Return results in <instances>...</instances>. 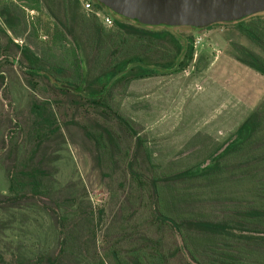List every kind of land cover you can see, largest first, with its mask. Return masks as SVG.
I'll return each instance as SVG.
<instances>
[{"label": "rangeland", "instance_id": "rangeland-1", "mask_svg": "<svg viewBox=\"0 0 264 264\" xmlns=\"http://www.w3.org/2000/svg\"><path fill=\"white\" fill-rule=\"evenodd\" d=\"M6 8L15 19L10 18L11 29L0 15V264H98L124 227L150 226L141 216L125 221L138 203L129 161L141 171L150 163L168 167L171 173L190 167L214 144L230 142L264 101V76L239 60V49L262 57L264 52L234 24L152 29L103 10L140 33L120 35L114 24L103 26L101 41L93 43L88 30L66 15L62 0H0V9ZM78 11L92 16L82 8ZM39 15L71 26L66 37L78 44L89 77L131 55L151 63L168 61L174 54L171 43L141 31L191 37L194 56L180 73L118 83L105 96L108 109L96 107L54 88L60 83L53 78L49 82L30 75L26 48L45 56L48 69L60 62L67 67L63 50L48 48L34 36ZM66 70L53 74L59 79L72 75ZM115 113L131 123L149 159ZM31 169L39 172L37 194L30 192V185L11 191L12 174ZM193 181L169 184L180 195L194 189L190 201L180 196L174 208L188 219L234 225L231 211L243 207L241 200H208L198 191L200 180ZM203 235L192 236L201 259L216 257V248L206 245ZM176 243L189 263L179 235ZM243 243L255 263H264V241ZM171 261L183 264L179 258Z\"/></svg>", "mask_w": 264, "mask_h": 264}, {"label": "trees", "instance_id": "trees-1", "mask_svg": "<svg viewBox=\"0 0 264 264\" xmlns=\"http://www.w3.org/2000/svg\"><path fill=\"white\" fill-rule=\"evenodd\" d=\"M93 2L96 9L105 10L115 18L128 20L112 13L94 0ZM62 5L73 23L88 30L93 43L101 41L105 29L93 14L88 17L79 13L78 9L81 7L77 0H62ZM30 7L39 11L38 6ZM0 15L4 17L6 25L12 29L10 18L14 17L9 15L8 9H0ZM222 24H213L208 28ZM227 24H234L241 34L264 52V12ZM114 26L120 35L126 32L140 33L139 30L127 27L117 20H114ZM70 27L67 24L51 23L48 16L42 18L39 15L34 25V36L44 40L41 42L48 48L64 51L65 57L62 61L67 65L68 70L72 71V75L59 79L53 73L57 75L67 73V67H64L62 62L58 63L56 68L48 69L50 67L45 65V56H39L26 48L23 54L29 63L28 70L31 76H42L49 82L50 80L53 82V78L60 83L53 85L54 88L61 92H70L77 98L82 97L96 107L108 109L105 96L118 83H129L132 80L149 78L158 74L180 73L191 63L194 56L191 37L178 36L168 31L161 33L141 31L151 35L152 38L166 39L171 43L174 54L168 61L160 64L151 63L142 56L131 55L110 64L109 70L103 74L89 77L78 53V44L70 43L66 37ZM144 28L169 30L183 27L147 26ZM239 54V60L244 65L264 76V57L244 48L239 49ZM96 86L100 89H93ZM115 116L135 137L138 149H143L149 159L147 148L136 136L131 123L117 113ZM198 158L195 164L175 173L167 171L168 167L158 168L151 163L147 169L141 171L135 168L133 161L127 163L138 203L125 221L128 223L135 217L141 216L149 222L150 226L146 230L124 227L117 237L111 239L104 258L98 264H172L173 258H179L183 264H264L263 262L255 263L250 255L251 251L241 247L243 242L264 241V101L238 127L230 142L216 143L210 151L202 153ZM38 175L39 172L36 169L13 173L11 191H15V187L25 188L30 185L32 190L30 192L37 194L41 185L37 180ZM195 179L200 180L199 193L208 196V200L210 198L218 200L220 197L241 200L239 204L242 203L243 207L235 206L231 211L235 214V219L232 221L234 225H231L229 221L188 219L185 218V214L174 208L181 199L190 201L193 197L190 193L194 189L180 195L179 190L170 188L169 184L183 181L192 183ZM233 188L234 190H231ZM194 232L204 233V238H207L206 245L216 248L214 250L216 257L209 256L207 260L201 259L200 248L194 245L196 239L192 238ZM177 235L183 242L182 249L185 251L187 260H190H188L189 263L186 262L184 253L176 243ZM189 242L192 246H188Z\"/></svg>", "mask_w": 264, "mask_h": 264}, {"label": "water", "instance_id": "water-1", "mask_svg": "<svg viewBox=\"0 0 264 264\" xmlns=\"http://www.w3.org/2000/svg\"><path fill=\"white\" fill-rule=\"evenodd\" d=\"M139 25L207 28L264 12V0H94Z\"/></svg>", "mask_w": 264, "mask_h": 264}, {"label": "built area", "instance_id": "built-area-1", "mask_svg": "<svg viewBox=\"0 0 264 264\" xmlns=\"http://www.w3.org/2000/svg\"><path fill=\"white\" fill-rule=\"evenodd\" d=\"M80 7L87 13L93 14L105 27H111L114 24L113 18L101 9L94 7L93 0H77Z\"/></svg>", "mask_w": 264, "mask_h": 264}]
</instances>
